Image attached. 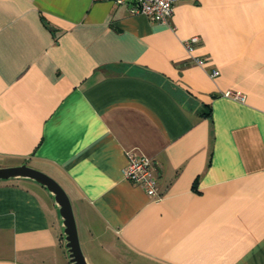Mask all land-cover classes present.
Returning <instances> with one entry per match:
<instances>
[{
    "label": "crops",
    "instance_id": "1",
    "mask_svg": "<svg viewBox=\"0 0 264 264\" xmlns=\"http://www.w3.org/2000/svg\"><path fill=\"white\" fill-rule=\"evenodd\" d=\"M130 4L0 0V167L54 175L88 264H264V0H176L167 23ZM0 264H71L32 179L0 180Z\"/></svg>",
    "mask_w": 264,
    "mask_h": 264
},
{
    "label": "built area",
    "instance_id": "2",
    "mask_svg": "<svg viewBox=\"0 0 264 264\" xmlns=\"http://www.w3.org/2000/svg\"><path fill=\"white\" fill-rule=\"evenodd\" d=\"M117 4H122L126 0H110ZM176 0H131L130 12L141 13L147 16L150 20L167 23L168 18L173 12V5ZM196 36L190 37L184 41L187 49H191L192 44L197 41ZM194 61L204 66L206 61L201 57H194ZM219 73L217 69H212L211 76H216ZM226 96H232L235 99L243 100L244 95L240 92H225ZM125 179L139 184L144 187L145 192L149 197L160 198L157 190V178L153 173V164L149 157L144 154H137L133 151L126 152V164L122 169Z\"/></svg>",
    "mask_w": 264,
    "mask_h": 264
},
{
    "label": "water",
    "instance_id": "3",
    "mask_svg": "<svg viewBox=\"0 0 264 264\" xmlns=\"http://www.w3.org/2000/svg\"><path fill=\"white\" fill-rule=\"evenodd\" d=\"M13 177L29 178L44 186L53 196L62 219L65 247L71 264H88L80 247L76 222L69 196L63 187L47 173L25 163L0 167V180Z\"/></svg>",
    "mask_w": 264,
    "mask_h": 264
},
{
    "label": "rangeland",
    "instance_id": "4",
    "mask_svg": "<svg viewBox=\"0 0 264 264\" xmlns=\"http://www.w3.org/2000/svg\"><path fill=\"white\" fill-rule=\"evenodd\" d=\"M41 171L47 173L48 175H50V176H52L54 178V175L50 171H48V172H46L45 170H41ZM109 260L105 259V262H108Z\"/></svg>",
    "mask_w": 264,
    "mask_h": 264
}]
</instances>
